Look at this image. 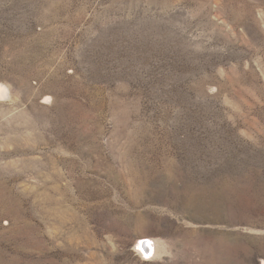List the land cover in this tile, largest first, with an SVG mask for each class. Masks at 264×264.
I'll return each mask as SVG.
<instances>
[{"label":"rangeland","instance_id":"obj_1","mask_svg":"<svg viewBox=\"0 0 264 264\" xmlns=\"http://www.w3.org/2000/svg\"><path fill=\"white\" fill-rule=\"evenodd\" d=\"M0 82V264H264V0H0Z\"/></svg>","mask_w":264,"mask_h":264},{"label":"bare ground","instance_id":"obj_2","mask_svg":"<svg viewBox=\"0 0 264 264\" xmlns=\"http://www.w3.org/2000/svg\"><path fill=\"white\" fill-rule=\"evenodd\" d=\"M9 97V88L6 84L3 82H0V100L5 99ZM48 98V97H47ZM151 244V242L148 239H142L140 242H138V247L143 256L148 257L156 252V244Z\"/></svg>","mask_w":264,"mask_h":264}]
</instances>
